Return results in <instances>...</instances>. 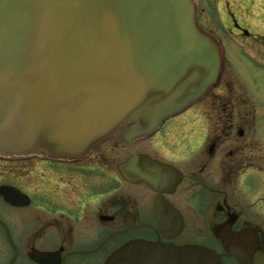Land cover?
Segmentation results:
<instances>
[{
    "label": "water",
    "instance_id": "1",
    "mask_svg": "<svg viewBox=\"0 0 264 264\" xmlns=\"http://www.w3.org/2000/svg\"><path fill=\"white\" fill-rule=\"evenodd\" d=\"M222 65L196 0H0V155L79 159L120 131V143L148 137L201 100ZM119 168L156 190L169 183L148 157ZM230 231L214 228L226 251L240 240ZM104 264L223 263L204 246L136 240Z\"/></svg>",
    "mask_w": 264,
    "mask_h": 264
},
{
    "label": "flooded vegetation",
    "instance_id": "2",
    "mask_svg": "<svg viewBox=\"0 0 264 264\" xmlns=\"http://www.w3.org/2000/svg\"><path fill=\"white\" fill-rule=\"evenodd\" d=\"M200 2L198 21L212 32L202 23ZM233 2L231 11L223 3L220 20L231 24L225 28L243 55L255 46H241L249 33L238 27L241 15ZM208 16L209 22L214 19ZM262 19L264 24V14ZM223 74L222 68L207 95L222 85L230 91ZM207 95L150 136L120 143L119 132L79 159L0 155V264H104L136 240L204 246L223 264H264L263 120L249 108L208 105L236 101L243 108V97L216 93L205 104ZM147 139L155 142L140 144ZM133 157L166 165L169 183L156 190L127 178L119 166ZM163 206L164 221L158 212ZM172 217L176 229L170 227ZM225 223L240 235L230 251L214 234Z\"/></svg>",
    "mask_w": 264,
    "mask_h": 264
},
{
    "label": "rangeland",
    "instance_id": "3",
    "mask_svg": "<svg viewBox=\"0 0 264 264\" xmlns=\"http://www.w3.org/2000/svg\"><path fill=\"white\" fill-rule=\"evenodd\" d=\"M219 1L217 7L219 8V12L221 13L220 16H216V4L215 2ZM238 4L237 10L239 11L240 17L237 14V18L240 20L242 25L238 24V27L242 30L248 31L249 37L246 36L247 42L242 44L241 46H250L252 44L255 46L252 50H247V52H242L243 55L240 53L239 49L235 48L234 44L228 37V32L224 23L221 22L220 19L223 17V13L221 8L223 7V3L227 6L228 11H231L232 5L234 2L232 0H201L199 6L203 7L205 10L204 20L202 23L216 36H218L223 41V50H224V66H223V79H229L230 81V91H228L224 85L218 90L217 88L212 93H209L207 96V100L204 99L206 102L210 99L211 96H215L216 93L220 96H239L243 97V104L245 106L243 108L239 107L236 101L229 103V102H220V103H208V105H212L211 107L217 106L216 109L221 110V106L225 107V110H249L255 111L256 118L263 120L264 126V24H263V5L264 0H236ZM230 5V9H229ZM245 6V7H244ZM257 14L258 16L254 15L248 16L249 14ZM214 18L209 22V16ZM208 16V17H207ZM225 16V15H224ZM261 17V18H260ZM259 18V19H258ZM244 20V22L242 21ZM240 46V45H239ZM254 61V64L250 58ZM222 98V97H221ZM242 104V105H243ZM230 108H226L227 106ZM233 106H236L235 108ZM211 107L209 109H211ZM114 142L113 140L108 143ZM154 139H147L140 144H150L154 143ZM149 146V145H147ZM210 242V241H209Z\"/></svg>",
    "mask_w": 264,
    "mask_h": 264
}]
</instances>
